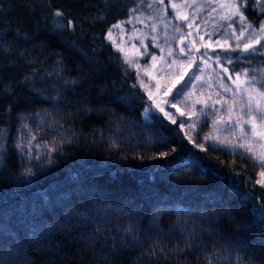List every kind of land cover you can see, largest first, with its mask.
<instances>
[{"label": "trees", "instance_id": "1", "mask_svg": "<svg viewBox=\"0 0 264 264\" xmlns=\"http://www.w3.org/2000/svg\"><path fill=\"white\" fill-rule=\"evenodd\" d=\"M137 1L0 0V264H264L258 163L203 143L207 118L188 140L177 120L145 116L136 71L106 38ZM255 5L241 12L259 27ZM56 10L74 26L55 29ZM244 55L264 66V49ZM29 113L43 122L27 120L36 139L17 149Z\"/></svg>", "mask_w": 264, "mask_h": 264}, {"label": "rangeland", "instance_id": "2", "mask_svg": "<svg viewBox=\"0 0 264 264\" xmlns=\"http://www.w3.org/2000/svg\"><path fill=\"white\" fill-rule=\"evenodd\" d=\"M240 1L237 0V3ZM221 2L224 0H163V2L161 0H138L128 16L120 21L123 22L121 28L113 29L112 33L116 45L123 48V51H120L123 58L127 54L133 59L131 67L136 71L139 84L143 83L148 97L146 107H149L150 111L147 117L154 113L164 115L156 107L159 104L179 122L188 140L195 137L200 123L207 118L208 127L202 134L203 143L222 144L221 141H224L223 145L234 146L239 143H247L246 140L240 138L239 131L235 127V122L242 112L241 104L246 100L243 92L236 91L237 84L234 83L236 74L244 68L256 69L258 78H260L264 75V72L261 71L264 70V66L249 58L246 59L247 55L245 58L243 52L233 54L231 51L225 52L217 46V41L221 45H225V41H227L235 49L237 44L241 46L248 42L246 38L236 41L232 37V30L235 28L232 27L229 20L221 19V15L227 12V9L218 7ZM172 4H176L177 7L173 8ZM214 8L215 12H213ZM178 16H186L188 19H179ZM233 19L239 20V17H233ZM241 30H235L236 34L238 35ZM109 42L112 44L111 41ZM209 44L212 45L211 48L205 47ZM112 46L117 49L115 45L112 44ZM181 49L184 51L182 52ZM169 50L172 55H168ZM137 52L143 53V55H136ZM205 52H207V56L203 55ZM153 57H156L155 61ZM229 59L232 60V63H228ZM174 61L175 64L169 70L168 65L173 64ZM189 63H192L191 68H188ZM185 70L188 71V76L185 79H191V83L185 88L184 93L178 100L174 99L172 95H166ZM198 76L203 79L196 80ZM225 87L230 91H225ZM188 94H191V99L183 104L180 103ZM198 100L207 101V105L196 103ZM233 101L236 102L235 105H233ZM173 104L176 107H172ZM177 108L186 113L193 109L199 112L203 108L206 116L201 114L199 120L187 115L181 116ZM230 109L232 124L214 123L221 119L227 121ZM193 123L196 124V127L189 128L188 125ZM245 129H248L247 125H245ZM206 136H214L216 139L205 140ZM229 140H232L233 143L228 144ZM256 147L259 150V146Z\"/></svg>", "mask_w": 264, "mask_h": 264}, {"label": "snow or ice", "instance_id": "3", "mask_svg": "<svg viewBox=\"0 0 264 264\" xmlns=\"http://www.w3.org/2000/svg\"><path fill=\"white\" fill-rule=\"evenodd\" d=\"M163 2V0H161ZM246 0H241L240 3H237V0H224V2H221L218 4V7L221 9H227V12L223 15H221L222 20H233V17H239V20L241 22L242 30L239 32V34H236L235 29L232 30V37L236 41H241L242 38H246L248 40L247 43L243 44V47H240V44H237L235 46V49L225 41V45H221L219 41H217V46L220 47L225 52H234L238 50L239 52L243 53H250L254 54L258 52L260 49H264V20L260 22L259 27H255L251 22L247 21V18L243 15L241 12V8L244 6V3ZM173 8H176V4L171 5ZM261 8H264V3H261V0H257V5ZM151 7V5H149ZM216 9H213V12H215ZM54 17L57 18L56 23L54 25V28L57 30L63 29L65 27L72 28L74 26L73 22L71 20L68 21L67 25L63 23V12L61 10H56L53 13ZM179 19L187 20L188 18L186 16H178ZM123 22L117 23L112 25L107 33V39L112 42L113 45H115L118 49V51H123V48H121L119 45H116V40L113 38V29H119L121 28ZM191 27V25H189ZM231 27V25H229ZM155 30V28H153ZM178 30V29H177ZM259 46V48L257 47ZM205 47L211 48L212 45H206ZM183 52L184 49H181ZM136 55H143V53L137 52ZM168 55H172L171 50H169ZM204 56H207V52L203 53ZM163 59V57H161ZM153 60H156V57H153ZM124 62L130 66L133 65V59L129 57L127 54H125ZM228 63H232V60L229 59ZM175 64V61L173 64L168 65L169 70L172 69L173 65ZM192 67V63L188 64V68ZM62 71V64L58 62L57 66V74H59ZM227 71V69H225ZM264 72V70H261ZM48 75H51V73H48ZM188 76V71L185 70L183 74L179 76V79H177L173 83V87L168 90L166 95H172L174 99H179L180 95L184 93L185 88L188 87V84L191 83V79H185V77ZM243 77V79H241ZM28 79L27 77L25 78ZM202 77H196V80H202ZM65 83H68L67 81ZM71 83H76L75 80H73ZM234 83L237 84V92H243L246 96V100H244L241 104V115L237 118L235 122V127L239 131L240 138L243 140H246L247 143H239L234 145L235 147H238L240 149H243V152L241 153L242 157L251 158L253 161L257 162L258 165L261 168V171L259 172V178L256 179L255 184L260 185L261 187H264V75L260 76L258 78L257 70L256 69H249L244 68L240 73L236 74V80ZM179 85V87H177ZM141 86L143 87V83L141 82ZM225 91H230L227 87H225ZM151 99V96H150ZM191 99V94L185 95V99L183 101H180V103H185L186 101ZM167 103V101H165ZM196 103L207 105V101H196ZM219 103V101H217ZM225 103H227L225 101ZM235 101H233V105H235ZM157 108H159L160 112H163L165 116L169 117V119L172 120L173 123H176V120L170 115L169 112L165 111L163 107H160L159 104L156 105ZM172 107H176L175 104L172 105ZM149 107H145L144 114L147 116L149 114ZM177 111L180 112L181 116H189L190 118H196L197 120L200 119L201 114H204L206 116V113H204V109L201 108L200 111H196L193 109L190 112H184L181 111L179 108H177ZM247 116L248 118L245 119L244 117ZM29 118L33 119H39L41 122H43V117L40 116L39 113H29L27 116L21 117V124H20V133L21 136L18 137L19 143L15 145L17 149H21L23 146H31L32 141L36 139L35 135H32L30 138H27L26 140L24 137L27 136L28 132H31V128L27 123V120ZM214 123H226V124H232V113L231 109L229 110V116L227 121H224L221 119L220 121H214ZM245 125L248 126V129H245ZM51 127V125H49ZM189 128H195L196 124H190L188 125ZM26 130V131H25ZM3 130H0L2 132ZM6 135V133H5ZM235 135V133H234ZM191 139V138H189ZM205 140H214L216 137L214 136H206L204 138ZM63 143V141H61ZM221 143H225L224 141H221ZM228 144H232L233 141L229 140L227 141ZM259 146V150H257L256 146ZM39 147V145H37ZM47 147V145H45ZM197 147L201 148V150H204L203 145H197ZM5 148V145L3 143V137L0 136V152ZM56 150L55 146L53 148L49 149V152L46 155L50 156V153L52 151ZM31 151V148L29 147V152ZM176 149L172 148L169 150V152H161L159 153L162 157H167L170 153L175 152ZM35 159L39 160L41 157L39 154H36L34 157ZM48 163H52L51 159L48 160ZM25 177L34 175L31 169H28L25 172ZM261 215L264 216V211L261 212ZM191 239L195 240L197 237L193 234L191 236ZM182 251V250H181Z\"/></svg>", "mask_w": 264, "mask_h": 264}, {"label": "water", "instance_id": "4", "mask_svg": "<svg viewBox=\"0 0 264 264\" xmlns=\"http://www.w3.org/2000/svg\"><path fill=\"white\" fill-rule=\"evenodd\" d=\"M247 43V42H246ZM242 47H243V44H242Z\"/></svg>", "mask_w": 264, "mask_h": 264}]
</instances>
